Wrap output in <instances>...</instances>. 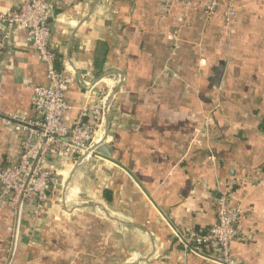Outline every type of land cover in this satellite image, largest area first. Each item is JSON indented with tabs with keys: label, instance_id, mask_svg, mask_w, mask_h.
Instances as JSON below:
<instances>
[{
	"label": "crops",
	"instance_id": "0c3cea01",
	"mask_svg": "<svg viewBox=\"0 0 264 264\" xmlns=\"http://www.w3.org/2000/svg\"><path fill=\"white\" fill-rule=\"evenodd\" d=\"M21 1L0 0V13ZM208 1L165 12L158 0H49L50 49L71 77L63 121L108 104L111 156L54 154L38 211L0 209V264H208L174 232L208 230L227 184L242 211L231 255L264 264V181L250 184L264 177V0H219L236 12L230 25L222 7L205 18ZM45 73L12 31L0 50V114L34 119L32 88ZM25 135L0 118V170Z\"/></svg>",
	"mask_w": 264,
	"mask_h": 264
},
{
	"label": "built area",
	"instance_id": "2783aa9c",
	"mask_svg": "<svg viewBox=\"0 0 264 264\" xmlns=\"http://www.w3.org/2000/svg\"><path fill=\"white\" fill-rule=\"evenodd\" d=\"M178 0H158L163 11ZM190 4L192 0H182ZM218 0H210L204 16L210 18L220 7ZM225 24L235 22L237 15L232 5L223 6ZM52 17L49 0H22L7 14L0 13V24L5 29L0 38V50L9 40L12 31L25 34L28 47L36 53L45 66V82L32 88L31 107L34 119L14 115L8 122H20L26 131L18 159L0 170V209L12 211L32 202L36 213L55 184L53 173L45 163L54 154L81 157L94 155L90 149L104 142L105 116L108 104L101 101L93 106L82 105L71 125L63 117L69 109L65 94L71 77L56 69V55L50 49ZM111 97L112 93H106ZM105 95V94H104ZM21 125V124H20ZM253 188L259 187L263 178L250 179ZM231 184L219 193L215 204V222L206 231L174 232V238L183 250L208 264H241L231 255V245L240 237L239 222L242 211L233 204Z\"/></svg>",
	"mask_w": 264,
	"mask_h": 264
},
{
	"label": "water",
	"instance_id": "95a60500",
	"mask_svg": "<svg viewBox=\"0 0 264 264\" xmlns=\"http://www.w3.org/2000/svg\"><path fill=\"white\" fill-rule=\"evenodd\" d=\"M0 118L6 119V120H10L7 116H4L2 114H0ZM15 123H18V124L23 125L22 123L17 122V121ZM105 129H107V116H105ZM106 137H107V134L105 133L104 141L106 140ZM90 152H93L94 154H99V155L107 156V157H110L111 156V152H110L109 148L104 144V142H101V143L93 146L90 149L89 153ZM86 156H87V154L82 155L79 158L78 164L81 163L85 159ZM88 205H93V204L92 203H84V204H82L80 206H88Z\"/></svg>",
	"mask_w": 264,
	"mask_h": 264
},
{
	"label": "trees",
	"instance_id": "16d2710c",
	"mask_svg": "<svg viewBox=\"0 0 264 264\" xmlns=\"http://www.w3.org/2000/svg\"><path fill=\"white\" fill-rule=\"evenodd\" d=\"M178 1H180V0H178ZM192 1H193V0H192ZM209 2H210V0L206 3V6H205V8H204V11H205L207 5L209 4ZM218 2H219V4H220V1H219V0H218ZM172 4H173V3H172ZM172 4H171V5H172ZM171 5H170V7H171ZM170 7H169V9H170ZM220 7H222V6H220ZM220 7H218V8L215 10L214 14L216 13V11H217ZM222 8H223V7H222ZM223 9H224V8H223ZM204 11H203V14H204ZM214 14H213V15H214ZM213 15H212V16H213ZM212 16H211V17H212ZM211 17H210V18H211ZM208 19H209V18H208ZM95 68L99 69V66H98V64H96V63H95ZM5 167H6V166H5ZM5 167H4V168H5ZM2 169H3V168H2ZM175 240H176V239H175ZM176 241H177V240H176ZM174 242H175V241H174ZM180 246H181V245H180Z\"/></svg>",
	"mask_w": 264,
	"mask_h": 264
}]
</instances>
